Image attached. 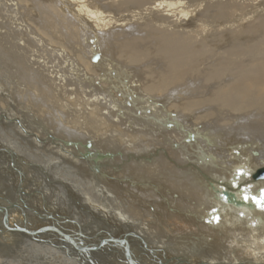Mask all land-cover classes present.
<instances>
[{
	"label": "bare ground",
	"instance_id": "bare-ground-1",
	"mask_svg": "<svg viewBox=\"0 0 264 264\" xmlns=\"http://www.w3.org/2000/svg\"><path fill=\"white\" fill-rule=\"evenodd\" d=\"M36 44L61 66L33 52L26 87L0 82V264H264V0H0V75ZM114 144L162 151L107 173ZM86 167L119 225L46 206Z\"/></svg>",
	"mask_w": 264,
	"mask_h": 264
},
{
	"label": "rangeland",
	"instance_id": "rangeland-1",
	"mask_svg": "<svg viewBox=\"0 0 264 264\" xmlns=\"http://www.w3.org/2000/svg\"><path fill=\"white\" fill-rule=\"evenodd\" d=\"M33 9L37 10L36 13H35L36 15L41 14L40 11L38 9H36L34 6H33ZM214 35H216V34L213 33L212 34V36H213L212 38H214ZM215 42L220 43V40H217ZM40 45L41 46L36 44V47H35L36 49L32 47L30 49L31 52H29V53L28 52H24V56H19L20 57L19 59L21 60L22 63L25 61L23 63L25 66L24 65L20 66V67H24L25 68V73H24V70H22L18 66L17 67L14 66L15 68H13L12 70H10V68H7V69L4 70V72L2 71V73L0 75V80H1L0 82L3 83L2 85L4 87H10V86L11 87L12 86L13 87H26L25 84L28 83L27 79L30 80V78H31V76H28L29 75L28 71L30 69V66H31L32 62L35 61V59H41V57H43L44 59H46L45 62H48V66H51V65H54V64H58V65L61 66V62L57 63V58H58L57 55H59L60 53L59 52L56 53L55 50L53 51V50H50L49 48H48L49 49L48 50L47 47H44V46L42 47V44H40ZM40 49H42L43 51H40ZM35 50H37V51H35ZM47 50L49 51L48 53H47ZM21 53H23V52H21ZM31 53H33L32 57H35V59H33V61L30 60L31 57L29 56V55H31ZM35 53H37V56L35 55ZM50 53H52V54H50ZM28 58L31 61V63L28 62ZM41 60H43V59H41ZM27 63H29V65H27ZM1 77H5V79H4L5 81L3 79H1ZM13 79H17V81L14 82ZM212 85L213 84H211L210 86H212ZM158 99H160V98H158ZM90 132H92V131H90ZM99 134H101V132ZM10 143L13 144L12 142H9V144ZM34 143H35V141H34ZM122 146L123 145L119 146L117 144H114V146H113L114 148L110 149V152H108L106 154L107 157H109L108 160L106 161V163L105 162H103V163L100 162L101 165H100L99 169L103 168L108 173L107 168L109 166H112L113 167L112 169H115V170L117 169L115 173H122L124 171L125 173L130 174L129 170L127 168V165L130 166V164H131L133 159H136V161H138V162L140 161V159H144L143 157H145V155H143L141 157L140 156H136L135 152H130V151L128 152L126 157H125V155L121 156L122 157V159H121L120 155H123V153H122L123 147ZM114 150H116V151H114ZM163 150H164V148H163ZM48 151H50V150H48ZM161 151L162 150H157L156 152H154V154H152L150 156L151 158L148 157L147 159H144V160L149 161V162L151 160H153V159L156 160L159 157V155H160L159 153ZM46 155H47V152H46ZM110 157H113V158H110ZM6 168H7L6 164L1 166V168H0V177L2 176V178H4L2 180H5V181H7L6 179L12 180L11 179V171L9 169H6ZM58 170L60 171V169H58ZM258 172L259 171L255 172V174H258ZM3 173L5 174L6 177L4 176ZM101 173H103V171H101V172L98 171V170L94 171L93 169L86 167V169H84V171L79 175L80 177H78V178L75 177V179H74V178H71V177L68 176L70 179L73 180L72 190L75 193L74 197H71L70 194H68L66 192V189L60 187V185L56 184L54 186V185L48 184V186H47L48 190L45 191V194H44V198L45 199H43L44 202L46 203V206L48 204H50V203H59L60 202L57 205L58 209L57 208L56 209L59 210V211H62V213H64V211H65L67 214H69V216H72L70 218L73 221H75L77 224L81 223L82 225H85V226L86 225L94 226L95 223H97V224L102 223V224L108 225V226L110 224L111 225H119V222H118L119 220L117 219L119 217L115 216V215H111V217H112L111 220L108 219V220L102 221L101 220V216L99 215V212L95 209V206L98 205V203H99V197L90 196L91 195L90 193H92V191H93L92 188H95V187L91 188L90 183H93L94 181L97 182V180L101 182L100 178L97 179V177L100 176ZM47 174L51 176V180L52 179L56 180L55 175H57V172L55 170L48 169V173ZM255 174L253 173V175H255ZM34 176H36V175H34ZM28 178L29 179L27 181L28 183H26V186L28 185L29 187H27V188H32V184L33 185L36 184L38 182V178L30 176V174L28 175ZM34 178H35V180H34ZM82 178L85 180V185L82 182V180H80ZM100 185H105V184L100 183ZM223 185L226 186L227 184L224 183ZM82 188H85V190H82ZM88 189H91L89 194L86 193ZM24 191H26V190H24ZM0 193H1L0 194L1 197L5 196V198H8L10 200L11 197H9L10 196L8 194L9 192L7 190H5V188L0 187ZM12 197H14V196H12ZM36 204H37V206L39 208L41 206V204H43V202H42V200H40L39 203H33V205H36ZM91 205H92L93 209H91L89 207ZM33 208L38 211V209L36 207H33ZM110 212H112V211H110ZM40 213H43V212H40ZM82 225H80V226H82ZM143 237H145L146 240H149V242L150 241L153 242V238L152 237H150V236H143Z\"/></svg>",
	"mask_w": 264,
	"mask_h": 264
},
{
	"label": "water",
	"instance_id": "water-1",
	"mask_svg": "<svg viewBox=\"0 0 264 264\" xmlns=\"http://www.w3.org/2000/svg\"><path fill=\"white\" fill-rule=\"evenodd\" d=\"M0 214L3 216V218H4L3 220L5 221V219L8 217V214H9L8 208L0 206ZM3 226H5V225L3 224ZM6 229H8V231L11 230L13 232L24 233L25 235H29L31 237L36 235L38 232H41V231L54 232V233L58 234L59 236H64L60 231H58L57 229H55L53 227H47L45 229H38V230L31 232V233L27 232L26 229H22V228H18V227H15L13 229H10V227H9Z\"/></svg>",
	"mask_w": 264,
	"mask_h": 264
},
{
	"label": "snow or ice",
	"instance_id": "snow-or-ice-1",
	"mask_svg": "<svg viewBox=\"0 0 264 264\" xmlns=\"http://www.w3.org/2000/svg\"><path fill=\"white\" fill-rule=\"evenodd\" d=\"M252 199L254 202L257 203V205L259 207L262 208V210H264V195H262L260 199H257L256 197H252ZM217 220H218V218H217Z\"/></svg>",
	"mask_w": 264,
	"mask_h": 264
}]
</instances>
